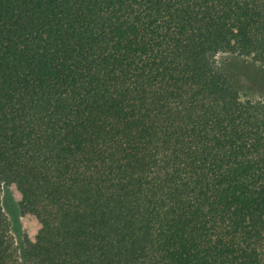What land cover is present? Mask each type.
Instances as JSON below:
<instances>
[{"label": "trees", "instance_id": "1", "mask_svg": "<svg viewBox=\"0 0 264 264\" xmlns=\"http://www.w3.org/2000/svg\"><path fill=\"white\" fill-rule=\"evenodd\" d=\"M257 95L264 0H0V264H264Z\"/></svg>", "mask_w": 264, "mask_h": 264}, {"label": "rangeland", "instance_id": "2", "mask_svg": "<svg viewBox=\"0 0 264 264\" xmlns=\"http://www.w3.org/2000/svg\"><path fill=\"white\" fill-rule=\"evenodd\" d=\"M238 72L242 73V71L239 69H238ZM236 74H238L239 79L243 80V77L240 73H236ZM256 97L262 98V100H264V95H257ZM2 205H3L6 215L9 217L12 223L13 234L18 240V242H20L22 239L21 237L23 235L24 230L28 228L29 222L27 219H24L20 216V212H19V208L17 206L16 200L13 194L8 189H5L3 191Z\"/></svg>", "mask_w": 264, "mask_h": 264}]
</instances>
